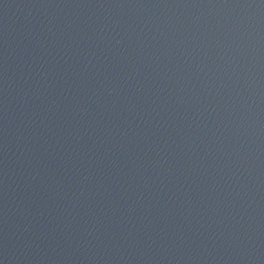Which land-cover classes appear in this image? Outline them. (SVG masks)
I'll list each match as a JSON object with an SVG mask.
<instances>
[{
	"label": "water",
	"instance_id": "1",
	"mask_svg": "<svg viewBox=\"0 0 264 264\" xmlns=\"http://www.w3.org/2000/svg\"><path fill=\"white\" fill-rule=\"evenodd\" d=\"M0 264H264V0H0Z\"/></svg>",
	"mask_w": 264,
	"mask_h": 264
}]
</instances>
